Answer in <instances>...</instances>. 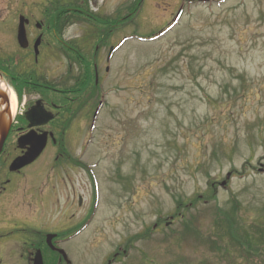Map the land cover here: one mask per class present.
I'll return each mask as SVG.
<instances>
[{"label":"rangeland","instance_id":"1","mask_svg":"<svg viewBox=\"0 0 264 264\" xmlns=\"http://www.w3.org/2000/svg\"><path fill=\"white\" fill-rule=\"evenodd\" d=\"M73 1L0 0V21L18 4L37 21L51 3ZM143 1L127 19L138 0H87L89 14L114 28L81 19L69 32L87 37L92 51L95 33L110 35L96 49L90 105L72 125L81 136L66 140L79 157L91 136L78 159L93 179L70 173L68 193L44 220L62 230L91 217L66 245L77 264H107L127 249L119 264H264V0ZM126 38L105 73L110 48ZM45 75L60 80L64 70L51 63ZM38 164L42 157L29 170ZM45 181L36 186L51 194ZM235 207L233 241L217 217Z\"/></svg>","mask_w":264,"mask_h":264},{"label":"flooded vegetation","instance_id":"2","mask_svg":"<svg viewBox=\"0 0 264 264\" xmlns=\"http://www.w3.org/2000/svg\"><path fill=\"white\" fill-rule=\"evenodd\" d=\"M10 7L7 5L8 9ZM24 7L25 5L18 4L13 10L14 15L11 14L10 18L0 21V76L20 98L18 105L20 117L23 119L16 121L12 126L0 156V264H36L34 257L38 251L43 254V264H77L76 260H67L58 251L64 250L68 253L66 245L75 240L76 235L82 231L84 220L78 226L76 223L74 227L68 229L63 226V229L59 230V221L44 218L49 212H45L46 210L51 209V216L59 209L61 197L68 193L64 194L70 185V173L76 176L77 171H82L91 179L90 167L80 159L77 160L86 155V143L79 157L73 156L66 146L67 138L81 136L80 132L77 131L80 134L77 135L70 129L60 131L57 123L69 125L76 118L77 108L80 111L88 109L91 83L83 91L84 96L80 92L81 98L78 102L76 86L79 85V90H82V83H86L84 75L93 68L97 79L99 70L98 66L92 63L90 40L83 36L69 35L77 23L76 8L71 9L74 13H65L63 18L61 13H58L54 19H48L45 15L37 21L29 19L26 26L28 43L26 48H23L18 42V30ZM79 11L87 17L92 16L82 8ZM96 49L100 50V47L97 46ZM51 63L55 64L59 71L64 70L62 79L49 81L45 78V72H49ZM22 87H25L24 92L20 93ZM38 103L58 120L54 125L35 129L38 134H53L56 154L54 158H51L48 152L43 154L42 165L38 164L33 170L29 169L34 167L41 157L24 170L11 173V162L25 153L17 148L16 143L20 137L30 132L25 121L26 113ZM47 161L50 163L47 164ZM40 177L46 179L44 184L51 183V194L49 188H42L40 191L41 186H36ZM71 184L73 185L72 182ZM65 201L67 202V199ZM66 205L71 207L69 203ZM36 208L38 214L30 210ZM68 212L69 209L63 208V215ZM49 235L55 236L51 239L53 247L48 244ZM126 251L114 253L113 259L107 261V264H119Z\"/></svg>","mask_w":264,"mask_h":264},{"label":"water","instance_id":"3","mask_svg":"<svg viewBox=\"0 0 264 264\" xmlns=\"http://www.w3.org/2000/svg\"><path fill=\"white\" fill-rule=\"evenodd\" d=\"M28 20L24 17L20 18V26H19V42L22 46H26L27 44V35H26V25L28 24ZM27 119L30 121L29 128L38 127V126H46L53 120V117L47 114L44 109L41 107L35 108L31 113L27 115ZM13 123V115H12V103L8 94L0 90V154L2 153L5 141L9 134ZM48 142V134L45 133L42 136H38L35 133H30L27 136H24L19 139V148L26 149L28 148V152L18 159H16L12 165L10 170L12 172H17L30 164L34 163L40 155L43 153L47 146ZM51 244V242L49 241ZM63 255L64 252H61ZM66 256V255H65ZM36 264H43V258L41 252L37 253L35 257Z\"/></svg>","mask_w":264,"mask_h":264},{"label":"trees","instance_id":"4","mask_svg":"<svg viewBox=\"0 0 264 264\" xmlns=\"http://www.w3.org/2000/svg\"><path fill=\"white\" fill-rule=\"evenodd\" d=\"M78 3V2H76ZM138 4L136 5V8L133 9V7H130V8H127L128 10H130L131 13L128 12V15H127V19H130L132 18L133 16L137 15V13L139 14L141 9H142V6H143V0H138L137 2ZM73 5H70V7H72ZM133 10V11H132ZM63 12V11H62ZM126 21V18L123 19V22ZM105 24L103 23V25H107V26H110V23L109 21L105 20ZM118 22V21H117ZM109 23V24H108ZM110 36V35H109ZM86 79H89L90 81H92L91 83H93V77L92 79L90 78V76H87ZM87 83H83L82 86L83 88L87 87ZM213 195V194H212ZM214 196V195H213ZM237 207V206H236ZM236 207L234 209H232V212H227V211H224L222 209H218V214L219 216L217 217L218 219V225H221V222L224 224V226L226 227L227 225L228 226H231V228L228 229V231L225 232V234L227 236H230L231 239H233V241H236L234 240L235 237H236V230H237V224L235 225L234 223V219H237V211L238 209H236ZM235 225V227H234ZM238 245L242 246L244 248V250L246 251L247 249H250L248 244L246 243L245 245L242 243V242H236Z\"/></svg>","mask_w":264,"mask_h":264},{"label":"bare ground","instance_id":"5","mask_svg":"<svg viewBox=\"0 0 264 264\" xmlns=\"http://www.w3.org/2000/svg\"><path fill=\"white\" fill-rule=\"evenodd\" d=\"M0 90L6 92L8 96L10 97V100L12 102V112H13V115L16 116V114L18 113L17 99L15 95L8 89V87L4 84L2 80H0Z\"/></svg>","mask_w":264,"mask_h":264}]
</instances>
